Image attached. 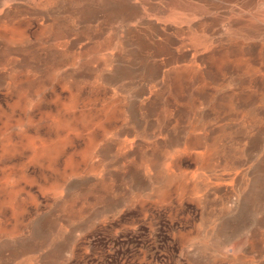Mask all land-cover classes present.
<instances>
[{"label":"rangeland","instance_id":"rangeland-1","mask_svg":"<svg viewBox=\"0 0 264 264\" xmlns=\"http://www.w3.org/2000/svg\"><path fill=\"white\" fill-rule=\"evenodd\" d=\"M246 2L156 101L40 13L0 18V264H264L259 223L216 224L264 194V0Z\"/></svg>","mask_w":264,"mask_h":264},{"label":"crops","instance_id":"crops-1","mask_svg":"<svg viewBox=\"0 0 264 264\" xmlns=\"http://www.w3.org/2000/svg\"><path fill=\"white\" fill-rule=\"evenodd\" d=\"M244 3L246 0H0V18L10 17L13 9H20L27 17L40 13V26L61 28L59 33L68 36L64 43L69 47L59 46V50L89 45L101 51L107 64L136 70L132 75L117 72L116 76H122L119 81L139 84L136 94L151 90L147 100L156 101L161 97L155 90L157 84L168 82L179 71L206 67L205 59L233 27V14L238 7L244 9ZM259 198L258 217L252 216L257 210L250 203L235 213V220L221 218L216 224L237 225L241 220L249 226L259 223L254 235L263 252V192ZM244 212L245 219L241 218Z\"/></svg>","mask_w":264,"mask_h":264}]
</instances>
